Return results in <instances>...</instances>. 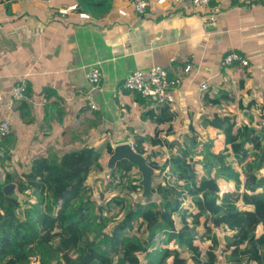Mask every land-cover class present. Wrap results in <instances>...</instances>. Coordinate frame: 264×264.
<instances>
[{"label":"crops","instance_id":"crops-1","mask_svg":"<svg viewBox=\"0 0 264 264\" xmlns=\"http://www.w3.org/2000/svg\"><path fill=\"white\" fill-rule=\"evenodd\" d=\"M147 1L140 16L133 0H111L105 12L90 3L79 10L77 0H0V94L23 79L28 83L25 100L9 117L8 173H22L40 157H62L84 147L115 150L120 141L135 143L152 135L155 125L144 118L152 106L126 91L124 83L131 72L153 65L170 71L193 67L170 107L177 115L176 138L197 132L194 158L205 175L207 157L227 148L216 119L235 113L243 123L264 114V0H213L203 9L191 1ZM212 14L216 22L206 26ZM230 52L249 65L222 67ZM93 66L103 73L95 93L99 110L94 112L86 98ZM203 83L219 94L202 91ZM5 170L0 165V182Z\"/></svg>","mask_w":264,"mask_h":264},{"label":"trees","instance_id":"trees-1","mask_svg":"<svg viewBox=\"0 0 264 264\" xmlns=\"http://www.w3.org/2000/svg\"><path fill=\"white\" fill-rule=\"evenodd\" d=\"M77 1L82 11L86 3L109 11L105 6L111 3ZM144 118L155 130L135 140V151L158 174L152 176L157 184L152 194L142 201L133 198L142 190L139 179L132 177L139 167L127 160L115 162L106 188L95 199L89 179L94 169L102 168V149L40 157L22 173L5 170L12 160L6 151L0 158L5 170L0 182V264H264V114L243 123L235 113L216 119L227 148L207 157V175L194 158L197 132L176 138L177 115L170 106L152 108ZM113 154L108 146V158ZM219 180L233 182L234 189L224 191ZM9 184L15 190L6 196L3 189ZM218 233L226 240L220 251L224 261L215 253ZM204 242L211 243L205 259ZM183 250L192 253L191 263L182 257Z\"/></svg>","mask_w":264,"mask_h":264},{"label":"built area","instance_id":"built-area-1","mask_svg":"<svg viewBox=\"0 0 264 264\" xmlns=\"http://www.w3.org/2000/svg\"><path fill=\"white\" fill-rule=\"evenodd\" d=\"M177 2L191 1L196 9H203L209 7L213 0H175ZM241 4H250L253 0H237ZM132 6L138 15H145L149 6L147 0H133ZM216 22L214 14L208 17L205 21L206 26H212ZM240 64L243 67L249 65L248 61L244 59L237 52H230L226 54L222 61V67H232L236 64ZM193 67L187 65L184 68H180L178 71H170L169 69L153 65L147 69H137L130 73L124 83V89L130 93L138 94L143 99L148 101L149 105L153 109H159L164 106H172L176 102L175 92L182 86L185 76L192 72ZM103 73L98 66H93L87 73V80L89 84V91L86 98L88 101L89 109L94 112L99 110L97 105L95 93L98 91ZM201 90L204 92H212L215 95L219 94V91L212 88L210 84L203 83ZM28 92V83L26 79L21 80L13 89L7 94H0V158H5L6 147L3 142L12 133L13 128L9 119L10 114L16 107V105L25 100ZM129 144L133 149L136 145L133 142L120 141L119 145Z\"/></svg>","mask_w":264,"mask_h":264},{"label":"rangeland","instance_id":"rangeland-1","mask_svg":"<svg viewBox=\"0 0 264 264\" xmlns=\"http://www.w3.org/2000/svg\"><path fill=\"white\" fill-rule=\"evenodd\" d=\"M180 129V128H179ZM183 140V139H182ZM203 140V139H202ZM102 143L103 144H105L106 142H103L102 141ZM203 143V142H202ZM205 143V142H204ZM204 145V144H203ZM202 147H204V146H201L200 148H202ZM101 148V147H100ZM100 148H96V149H100ZM106 150V151H105ZM104 153H105V160H103V163H102V168L101 169H94V171H93V173H92V175H91V177H90V179H89V181H91V183H93V184H95L94 185V188H95V191H96V193H95V195H94V197H95V199H99V194H100V191H102V190H104L105 188H106V186H105V182H107V181H109V171L111 170V158H108V156H107V149H105L104 147H103V150H102ZM161 153H159V159L161 158ZM166 155H167V152H166ZM199 156H203V158H204V155H198V157ZM103 157V158H104ZM146 163H147V165H148V162H147V160H146ZM146 163H145V165H146ZM145 165L144 166H142V168H141V170H143V173L141 172V170L140 169H136V170H134L133 171V174H132V177H136L137 179H139V181H140V186L142 187V190L138 193V194H134L133 195V198L137 201V200H141L142 201V199H145L146 197H148L149 195H145L144 193H145V190H147V189H150L151 188V186L150 187H148L147 186V184H146V181H144L145 180V178H144V176H146L145 175V173H144V170H146L147 169V167H145ZM236 169H237V171H239V172H241V169L239 168V167H237L236 166ZM263 173H264V170H263V172H262V175H263ZM156 174H158V172H156ZM143 186H142V185ZM156 184V183H155ZM155 184H153V182H152V186H154ZM157 185V184H156ZM234 185L233 184H231V185H226V186H222V189L223 190H232V189H234ZM144 188H145V190H144ZM261 192V191H260ZM110 196L108 197V198H110L111 197V194H109ZM21 199H24V197H21ZM31 200L32 201H35L34 200V197H31ZM144 201V200H143ZM250 209H252V208H250ZM158 231H160V227L158 228ZM201 231H203V229H201ZM224 235V234H223ZM218 237H219V241H220V248L217 250V251H215V253H216V255L218 256V258H220V260H222V261H224V258L222 257V255H221V253H220V251H221V249L225 246V242H226V240H225V238L221 235V234H219L218 233ZM201 246L203 247V251H204V259L206 258V253L208 252V250H209V248L211 247V245H210V242H204V243H202L201 244ZM24 248L26 249V248H28L27 246H24ZM28 249H30V248H28ZM211 251V250H210ZM213 252V251H212ZM191 255H192V253L191 252H189V251H187V250H183V252H182V257L183 258H185V259H187L188 261H191L190 260V257H191ZM141 258H142V256H141Z\"/></svg>","mask_w":264,"mask_h":264},{"label":"water","instance_id":"water-1","mask_svg":"<svg viewBox=\"0 0 264 264\" xmlns=\"http://www.w3.org/2000/svg\"><path fill=\"white\" fill-rule=\"evenodd\" d=\"M244 116H245L246 119H249V112L245 111L244 112ZM122 160H127V161L137 165L140 170H141L142 166H144L145 163H146L145 158L140 156L135 151V149H133L129 144L118 145V147L114 150V154L111 157V168L113 167L115 162H119V161H122ZM145 167H147V169L144 170V173L146 175V176H144V178H145L144 181H146L147 186L148 187L151 186V188L147 189V190H145V188H144V190H145L144 194L145 195L146 194L147 195H151L152 194L151 190H152V187H153L152 186V176L154 174H156V171L151 169L147 165V163H146ZM141 172L143 173V170H141ZM3 190H4V193L6 194V196H9L15 190V185H13V184L6 185Z\"/></svg>","mask_w":264,"mask_h":264}]
</instances>
